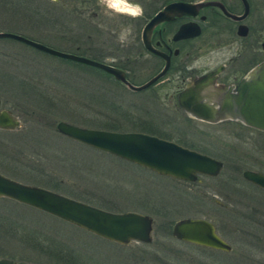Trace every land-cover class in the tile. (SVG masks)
I'll use <instances>...</instances> for the list:
<instances>
[{"label":"rangeland","instance_id":"obj_1","mask_svg":"<svg viewBox=\"0 0 264 264\" xmlns=\"http://www.w3.org/2000/svg\"><path fill=\"white\" fill-rule=\"evenodd\" d=\"M37 2L41 9L57 17L60 15L58 19L28 22L20 18L19 11L0 4V31L18 33L54 49L70 51L59 30L64 29L63 33L69 35V32L79 29V23L69 8L72 5L65 4V0ZM94 2L104 13L113 17L121 15L107 9L100 0ZM63 15L65 17L61 18ZM142 74L135 72L134 81L144 80L139 78ZM162 85L160 99L166 103L164 91L168 93L172 85ZM111 97L123 111L131 114L137 113V109L132 107L133 101L150 109L159 107L153 93H130L117 80L95 67L44 53L14 39L0 38V101L19 119V127L9 133L11 137L0 132V141H3L0 149L6 154L2 152L0 157V173L18 182L38 185L93 204V199H84V195L78 193L90 191L102 201L94 203L99 208L134 210L150 215L153 220L149 243L132 241L121 245L28 205L0 197V257L33 264H264V244L257 245L249 231L255 227L241 225L233 217L224 215L227 210L217 211L210 203L203 208L193 205L189 202L187 187L204 191L207 182L210 186L205 188L207 195L223 198L224 190L229 197L230 208H244L234 202L235 195H227L229 192L225 185L220 183L223 182V172L238 166L235 149L239 155L248 153L243 167L256 169L249 158L254 145L253 132L247 133L242 129L241 136H237L239 131L234 125L202 128L194 123L217 137V144L225 142L226 150L231 153L225 155L226 159L222 155L217 157L224 162L219 176L190 184L158 175L55 131L57 121L106 130L143 128L128 121L122 113L109 112L107 106ZM127 103H131L129 107ZM164 111H169L166 115L179 119L175 120V126L184 128L180 121L184 114L180 109ZM113 114L120 119L118 122L108 121L113 118L109 115ZM10 158L32 160L34 168L40 166L43 173L36 175L28 166ZM46 171L62 182L55 186L42 183L46 181ZM183 217L211 220L231 250L223 252L202 248L172 237L171 224ZM257 219L263 220L260 216Z\"/></svg>","mask_w":264,"mask_h":264},{"label":"flooded vegetation","instance_id":"obj_2","mask_svg":"<svg viewBox=\"0 0 264 264\" xmlns=\"http://www.w3.org/2000/svg\"><path fill=\"white\" fill-rule=\"evenodd\" d=\"M152 1L153 2H149V0H130V3L139 4L142 11L138 12L135 8H127L129 10L125 11V8L124 13L126 14L113 17L112 14L109 15L108 13H104L94 0H65V4L72 5V7L69 6V8L73 11L75 19H77L79 23V29L75 30L73 33L69 32V35L63 33L64 29L59 30L60 37L65 39L64 44L70 50L60 51L85 56L104 63L107 62V64L121 69L124 72L125 79L133 85L142 84L159 72L164 65V57L166 56L168 58V67L164 75L146 88L140 91H133L122 84V88L128 90L130 93H153L158 100V108L155 107L150 109L143 103H135L133 101L132 107L137 109V113L131 114L127 110L123 111L120 105H118V102L115 101L116 99L114 100L111 97L108 101L107 107L110 109L109 112L117 111L118 113H122L128 121H132V123L140 125L143 128H139V130H115L112 128L110 130L122 132L134 131L154 135L165 140L173 141L182 147L221 162V168L217 174L207 175L197 173L195 175V180H187V183H199L202 179H206L207 181L209 178L212 179L219 176L224 162L217 157L222 155L223 159H226L225 155L231 153V151L226 150L227 145L225 142H222L221 145L217 144L218 138L211 136L202 128L205 126L214 127L216 125L230 124L238 128L239 133L237 136H241L242 129L247 133L253 132L251 137H253L254 145L252 146L253 149L250 150L249 158L252 159V165L256 166V169L243 167L244 158L247 157L248 153L245 152L239 155L238 150L235 149L236 163L238 166L228 169L227 172H223L221 175L224 177L223 182H219L220 185H225V189L229 192L227 195L230 193L235 195L234 202L238 206L241 205L244 208H230L228 206L230 200L224 193V190L223 198L207 195L205 188L210 187L207 182L204 184V191L189 185L187 187L189 202L193 203V205L203 208L210 203L217 211H219V209L224 211L227 210L224 214L225 216L233 217L234 220L241 223V225L248 224L249 227H255L249 230L250 234L256 239L257 245H259V243L264 244V188L246 180L242 175L245 170L264 175V131L248 126L240 119L225 118L217 122H208L192 117L183 111L178 102V93L186 85H189L193 78L208 72H214L212 80L213 85L226 91L236 92L237 88L242 85V82L251 81L252 69L257 64L264 61V0ZM176 1L191 4L192 6L189 9V14H168L169 18L161 20L151 29L148 35L149 45L152 49L160 52L164 56L147 50L142 37L143 27L147 21L155 13L162 10L165 5ZM46 14L47 21H55L60 16L57 17L50 12ZM63 17H65V15L61 18ZM129 26L131 27V35L128 36L127 42L121 43L119 39L121 31ZM138 71L143 73L139 78L143 77L144 80L134 81L135 72ZM102 73L113 78L104 71H102ZM163 83L172 85L168 93L164 91L166 103H162L160 99V92L164 86L162 85ZM164 89H166V87ZM128 100L132 99L128 97ZM129 104L131 103H127L128 107L130 106ZM175 108L180 109L184 114V117L180 119L184 128L175 126L177 123L175 120L179 121V119L175 118V116L170 117L166 115L169 111L162 112L163 109L173 110ZM1 110L9 112L10 115L17 119L18 126L16 128H18V116L8 108L3 107L0 101V111ZM111 116L113 118H111ZM109 118H111V120L108 119V121L111 122H118L120 120L114 114L109 115ZM194 123L202 126V128L196 127ZM13 130L14 129L8 130L0 128V132H6L7 134L11 133ZM11 135L12 134H9L5 137H11ZM193 138L196 139L194 140L195 142L192 140ZM243 138H246V135ZM2 143L3 141H0V144ZM2 152L4 151L0 149V157H2ZM4 155H6L5 152ZM10 160L28 166L36 175L43 173L40 166L34 168V161L27 158H23L22 161H18L15 158H10ZM47 173L48 175L44 178L46 181L42 183L55 186L59 185L60 181L62 182L60 179H58V181L55 180L50 172ZM167 177L171 178L169 176ZM172 179L176 180L175 178ZM44 184L42 185L46 186ZM228 185L232 186L227 188L226 186ZM78 193L83 194V197H85L84 199H93V201H95L94 203L102 202L96 198L93 192L84 190L83 193ZM87 203L90 204L89 202ZM94 203L90 205L96 206ZM123 211L137 212L134 210L112 212ZM257 216L262 217L263 220L257 219ZM203 219L210 221L214 225L216 233L219 235L216 225L205 217ZM219 236L221 237V235ZM189 244L199 246L193 243ZM254 246L256 247L255 243ZM199 247L208 248L203 246ZM7 259L12 260L11 258ZM25 263L33 264L29 262Z\"/></svg>","mask_w":264,"mask_h":264},{"label":"water","instance_id":"obj_3","mask_svg":"<svg viewBox=\"0 0 264 264\" xmlns=\"http://www.w3.org/2000/svg\"><path fill=\"white\" fill-rule=\"evenodd\" d=\"M191 6L187 2L176 1L155 13L142 30L147 50L163 55L149 45L148 35L151 29L161 20L169 18L168 14H189ZM0 38L14 39L44 53L95 67L133 91H140L153 84L164 75L168 67V58L165 56L164 65L159 72L144 83L133 85L125 79L121 69L107 63L54 49L18 33L0 31ZM213 77L214 72H208L193 78L191 83L178 93V102L183 111L208 122L225 118L240 119L246 125L264 131V61L252 69L251 81L242 82L236 92L216 87L212 82ZM17 126L18 122L14 116L5 110L0 111V128L12 130ZM55 130L79 143L110 153L158 175L179 180H195L197 173L215 175L221 168V162L216 159L189 150L173 141L141 132L89 128L64 121H57ZM242 175L246 180L264 188V175L249 170L243 171ZM0 197L28 205L121 245L131 241H151L153 220L148 214L108 211L40 186L18 182L1 173ZM170 234L187 243L220 251L230 250V245L216 233L214 225L203 218H179L171 224ZM0 264L28 263L0 258Z\"/></svg>","mask_w":264,"mask_h":264},{"label":"trees","instance_id":"obj_4","mask_svg":"<svg viewBox=\"0 0 264 264\" xmlns=\"http://www.w3.org/2000/svg\"><path fill=\"white\" fill-rule=\"evenodd\" d=\"M0 4L20 12V18L28 22L47 21V10L41 9L37 0H0Z\"/></svg>","mask_w":264,"mask_h":264},{"label":"clouds","instance_id":"obj_5","mask_svg":"<svg viewBox=\"0 0 264 264\" xmlns=\"http://www.w3.org/2000/svg\"><path fill=\"white\" fill-rule=\"evenodd\" d=\"M101 4H103L107 9L116 12L118 14H126L124 13L125 8H135L138 12L142 11L141 6L139 4L130 3V0H100ZM131 35V27H127L122 30L119 39L121 43L127 42L128 36Z\"/></svg>","mask_w":264,"mask_h":264},{"label":"bare ground","instance_id":"obj_6","mask_svg":"<svg viewBox=\"0 0 264 264\" xmlns=\"http://www.w3.org/2000/svg\"><path fill=\"white\" fill-rule=\"evenodd\" d=\"M131 9H132V8H131ZM126 10H129V9L126 8L125 11H126ZM131 11H132V10H131ZM133 11H134V10H133ZM135 12H136V11H135ZM135 12H134V13H135ZM129 13H130V12H129ZM134 13H133V14H134Z\"/></svg>","mask_w":264,"mask_h":264}]
</instances>
